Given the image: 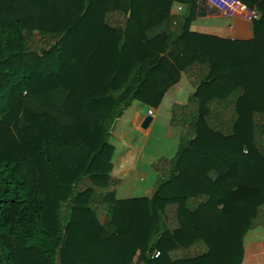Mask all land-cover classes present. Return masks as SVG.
<instances>
[{
    "label": "trees",
    "instance_id": "trees-1",
    "mask_svg": "<svg viewBox=\"0 0 264 264\" xmlns=\"http://www.w3.org/2000/svg\"><path fill=\"white\" fill-rule=\"evenodd\" d=\"M197 2L0 0V264L242 263L264 223V0L247 41L192 31ZM183 74L176 154L117 198L115 120Z\"/></svg>",
    "mask_w": 264,
    "mask_h": 264
},
{
    "label": "crops",
    "instance_id": "crops-1",
    "mask_svg": "<svg viewBox=\"0 0 264 264\" xmlns=\"http://www.w3.org/2000/svg\"><path fill=\"white\" fill-rule=\"evenodd\" d=\"M250 0H226L228 7L225 10H220L218 5L213 0H198L197 6L192 11L193 16L190 20V29L195 32L211 34L221 38L237 41L251 40L255 35L254 21L252 18L243 14H236L233 7L250 8L253 11H258L261 16L257 5L258 2L249 6L247 3ZM254 1V0H251ZM259 1V0H258ZM180 6V5H179ZM178 3L173 8V13L179 16H187L192 10L186 3H181L182 9L179 10ZM195 90L188 77L184 74L177 85L171 87L166 93L162 103H166V107L172 113V107L175 103H186L190 94ZM160 104V105H161ZM159 105V106H160ZM140 101H134L130 107L117 119L114 129L108 136V142L114 147L112 156V163L114 165L112 172V180H117V183L112 182L113 188L116 190V197L123 185L128 182L131 183V169L128 167L129 161H133L139 157H144L145 143L147 135L150 136L153 131V125L157 117L158 108L148 107L146 112L142 110ZM153 109V120L147 128L143 127V121L149 114V110ZM146 138L141 142L138 133H142ZM167 136L171 138L175 147H177L180 135L182 132L181 127H175L171 124V120L167 127ZM140 143V144H138ZM135 156V157H134ZM172 156V154H171ZM170 155L166 158H172ZM134 159H130L133 158ZM159 157V156H157ZM157 157L152 156V160ZM141 178H145L146 173L140 174ZM155 186L146 187V195L150 196ZM140 197V196H138ZM133 198V197H125ZM264 209V205L262 207ZM245 253L241 264H264V223H258L245 236Z\"/></svg>",
    "mask_w": 264,
    "mask_h": 264
},
{
    "label": "rangeland",
    "instance_id": "rangeland-1",
    "mask_svg": "<svg viewBox=\"0 0 264 264\" xmlns=\"http://www.w3.org/2000/svg\"><path fill=\"white\" fill-rule=\"evenodd\" d=\"M179 5H181V3H178V6ZM141 104L143 106L142 110L146 112L148 108L147 105H145L144 103ZM165 104L162 103L159 106L155 124L153 125V131L151 132L150 136L147 135V140L144 146L146 155L144 157H139L133 161H129L131 163H129L128 167L132 171L131 183L126 182L123 185V187L120 188V191L118 192V197L120 198L138 197V196L146 195L147 193L146 187L155 186L159 179L160 174L156 170L154 163H156L160 158L165 157V155L171 156L172 154L171 157H173L176 154V151L179 147V143L177 147H175L171 138L167 136L166 130L171 120V116H170V110L166 107ZM112 130L113 129H111V132ZM140 136H142V141L146 138V136H143V131L142 133H138V136H136L140 139L141 142ZM152 156L154 157L159 156V157H157V159L153 161L151 158ZM134 157L130 159H134ZM137 172L138 173L140 172V174L146 173L145 178H141L139 174H137ZM86 182L85 180L80 181L79 182L80 188H84L86 186ZM99 218L102 222H106L110 220L111 216L101 213Z\"/></svg>",
    "mask_w": 264,
    "mask_h": 264
},
{
    "label": "built area",
    "instance_id": "built-area-1",
    "mask_svg": "<svg viewBox=\"0 0 264 264\" xmlns=\"http://www.w3.org/2000/svg\"><path fill=\"white\" fill-rule=\"evenodd\" d=\"M213 2L215 4L218 5L220 10H225L228 7V3L226 2V0H213ZM182 9V6H179V10ZM233 11L236 14H243V15H247L248 17L252 18L253 20L259 19L260 13L258 11H253L250 8H245V7H233ZM149 114L153 115L154 114V110L150 109L149 110ZM160 255V251L159 250H154L152 253L153 257H158Z\"/></svg>",
    "mask_w": 264,
    "mask_h": 264
},
{
    "label": "water",
    "instance_id": "water-1",
    "mask_svg": "<svg viewBox=\"0 0 264 264\" xmlns=\"http://www.w3.org/2000/svg\"><path fill=\"white\" fill-rule=\"evenodd\" d=\"M152 120H153V116L152 115H147L145 117L144 121H143V124H142L143 127L147 128ZM116 122H117V119L115 120V122H114V124L112 126L113 128H111V129H114Z\"/></svg>",
    "mask_w": 264,
    "mask_h": 264
}]
</instances>
